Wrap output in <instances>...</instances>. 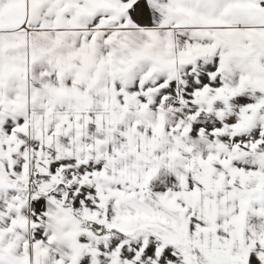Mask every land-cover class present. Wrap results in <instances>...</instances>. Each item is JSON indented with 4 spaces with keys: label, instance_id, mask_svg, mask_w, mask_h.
I'll return each mask as SVG.
<instances>
[{
    "label": "snow or ice",
    "instance_id": "1",
    "mask_svg": "<svg viewBox=\"0 0 264 264\" xmlns=\"http://www.w3.org/2000/svg\"><path fill=\"white\" fill-rule=\"evenodd\" d=\"M0 264H264V0H0Z\"/></svg>",
    "mask_w": 264,
    "mask_h": 264
},
{
    "label": "rangeland",
    "instance_id": "2",
    "mask_svg": "<svg viewBox=\"0 0 264 264\" xmlns=\"http://www.w3.org/2000/svg\"><path fill=\"white\" fill-rule=\"evenodd\" d=\"M157 184L159 185V181H157ZM162 187V186H161Z\"/></svg>",
    "mask_w": 264,
    "mask_h": 264
}]
</instances>
